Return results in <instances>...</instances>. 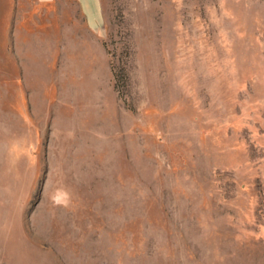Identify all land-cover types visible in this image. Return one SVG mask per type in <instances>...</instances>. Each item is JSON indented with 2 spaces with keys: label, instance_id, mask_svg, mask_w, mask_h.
Returning a JSON list of instances; mask_svg holds the SVG:
<instances>
[{
  "label": "rangeland",
  "instance_id": "1",
  "mask_svg": "<svg viewBox=\"0 0 264 264\" xmlns=\"http://www.w3.org/2000/svg\"><path fill=\"white\" fill-rule=\"evenodd\" d=\"M100 2L7 9L0 264H264V0Z\"/></svg>",
  "mask_w": 264,
  "mask_h": 264
},
{
  "label": "crops",
  "instance_id": "2",
  "mask_svg": "<svg viewBox=\"0 0 264 264\" xmlns=\"http://www.w3.org/2000/svg\"><path fill=\"white\" fill-rule=\"evenodd\" d=\"M58 1H60V0H38V2L43 4V5H48L51 3L57 4ZM21 2H22V0H14V3H15L14 4L13 1H11V0H9V1H6V0L1 1L0 0V9L4 8V10H5L4 19H2L0 16V24L4 23L3 30H1V27H0V38L4 37L7 40L13 41V39H19V37H20V39L28 37V33L26 31L19 30L22 27L21 25L23 24V16L20 15L17 18H15L12 11H10L11 14H9V11H7V9H12L14 7V5H15V7L18 6V4H20V6H22ZM74 2L76 4L77 8L82 13V15L84 16L88 26L92 30L98 29V27L101 23V19H102L100 0H74ZM0 13H2V12L0 11ZM22 65H23V62L21 59L19 66H18V70H20L21 73H23V70H24ZM18 98L19 97L14 98V97L10 96V97H5L3 99V101H1L4 104V107H2V109L5 112V114L8 113L5 104L8 102L16 103V99H18ZM20 103H21V109H23L22 106L25 103L23 97L20 98ZM7 117L8 116L6 114L4 116V118L8 119Z\"/></svg>",
  "mask_w": 264,
  "mask_h": 264
}]
</instances>
